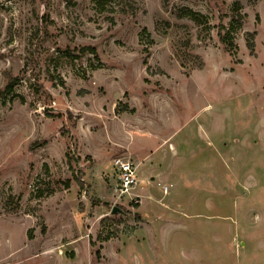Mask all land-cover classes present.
I'll use <instances>...</instances> for the list:
<instances>
[{
	"label": "rangeland",
	"instance_id": "obj_1",
	"mask_svg": "<svg viewBox=\"0 0 264 264\" xmlns=\"http://www.w3.org/2000/svg\"><path fill=\"white\" fill-rule=\"evenodd\" d=\"M128 136L155 247L113 190ZM0 264H264V0H0Z\"/></svg>",
	"mask_w": 264,
	"mask_h": 264
},
{
	"label": "crops",
	"instance_id": "obj_2",
	"mask_svg": "<svg viewBox=\"0 0 264 264\" xmlns=\"http://www.w3.org/2000/svg\"><path fill=\"white\" fill-rule=\"evenodd\" d=\"M132 135V134H130ZM128 143H124V148L120 150V148H116L118 151H122L125 156L130 157L131 159L134 160V165L136 166V172L138 171L139 178H137V186L134 190V195L138 196L140 198L139 204L135 205H140L138 206V215L140 216V220L144 221L141 223V225L136 229L135 233L132 235V240L137 241L140 239V241L144 242L149 240V246H158L161 245L162 240H167L166 235L160 236L159 234H154V232H150L152 229V218H156L155 220L161 221L162 220V215L166 212L171 211L169 208H166L163 206V199L162 200H156L154 202L155 204L148 203V200H151V195L150 194H145V191L149 192L151 189L154 188V180H156L154 177L151 176L152 171L150 169H147L146 167L143 166L144 159L146 158V155L144 154L143 157H138L137 152H135L131 146H130V136ZM112 163V161H111ZM111 167V166H110ZM143 170H141V168ZM159 185V183H157ZM138 190V191H137ZM163 190L166 191V186L164 185ZM144 192L143 194L141 192ZM167 195V194H166ZM147 201V202H145ZM172 212V211H171ZM181 212V211H180ZM173 213V212H172ZM186 214V212L183 210V215ZM178 220V219H174ZM165 223V222H164ZM170 224V223H169ZM174 227H180L178 222L173 224ZM145 228H148V235L146 234ZM155 230V229H154ZM144 240V241H143ZM145 243V242H144Z\"/></svg>",
	"mask_w": 264,
	"mask_h": 264
},
{
	"label": "trees",
	"instance_id": "obj_3",
	"mask_svg": "<svg viewBox=\"0 0 264 264\" xmlns=\"http://www.w3.org/2000/svg\"><path fill=\"white\" fill-rule=\"evenodd\" d=\"M106 1L107 0H94L96 4V9H102L104 5L106 4ZM237 5H238L237 3L234 4V8H233L234 11H236L235 8ZM181 16L193 21L197 25L204 24V16H202L199 13L194 12L193 10L189 8L183 9L181 12ZM235 23H237L235 22V19H232L231 23L229 24V28L221 26L218 31L219 41L223 45L224 50L227 53H232L236 49L233 43V32L240 26H236ZM145 49H146L145 51L148 52L147 48ZM85 54H92L94 55V57L97 56L96 49L91 46H85L79 49L80 56L85 55ZM6 89L8 92L11 91L10 86H7ZM45 112L48 114L47 110H45Z\"/></svg>",
	"mask_w": 264,
	"mask_h": 264
},
{
	"label": "built area",
	"instance_id": "obj_4",
	"mask_svg": "<svg viewBox=\"0 0 264 264\" xmlns=\"http://www.w3.org/2000/svg\"><path fill=\"white\" fill-rule=\"evenodd\" d=\"M113 169L116 174L113 190L118 198H128L129 202L139 204L140 198L134 195L137 183L136 166L130 159L123 157L113 159Z\"/></svg>",
	"mask_w": 264,
	"mask_h": 264
},
{
	"label": "water",
	"instance_id": "obj_5",
	"mask_svg": "<svg viewBox=\"0 0 264 264\" xmlns=\"http://www.w3.org/2000/svg\"><path fill=\"white\" fill-rule=\"evenodd\" d=\"M111 215H115V214H122V210L121 209H119V208H117V207H113L112 209H111Z\"/></svg>",
	"mask_w": 264,
	"mask_h": 264
}]
</instances>
